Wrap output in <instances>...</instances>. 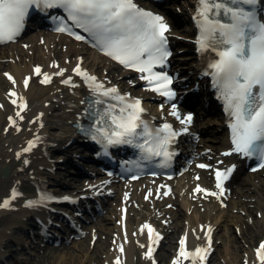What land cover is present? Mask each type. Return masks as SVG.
Masks as SVG:
<instances>
[{
    "label": "bare ground",
    "instance_id": "1",
    "mask_svg": "<svg viewBox=\"0 0 264 264\" xmlns=\"http://www.w3.org/2000/svg\"><path fill=\"white\" fill-rule=\"evenodd\" d=\"M136 1L141 7L163 14L170 23L168 36L172 44V57L168 70L177 77L176 82L181 90V96L173 103L179 104L184 114L194 109L198 111L197 114L193 112L195 116L190 132L182 134L174 146L178 149L175 157L180 167L171 179L158 175L133 179L129 171L125 173L128 176L121 174L122 169L128 170L129 167L128 163L123 165L124 154L128 149L126 147L113 148L111 156L115 164H99L96 155L101 151V146L80 134L78 126L79 113L87 106L81 101L91 97L86 83L71 71L81 56L84 57L83 66L100 79L106 80L109 86L117 85L122 93L130 92L132 97H142L145 113L155 125L164 123L165 119L176 129L181 128L182 124L171 115L172 103L149 88L148 82L141 78V73L121 67L88 42L56 31L48 22V16H37L38 22L16 40L0 42V105H3L0 107V139L3 141V147L0 148V201L11 195L14 186L23 193L14 202L16 207L0 208V261L7 257L4 250L10 243L24 250L33 248L34 251L52 244L71 243L75 252L84 251L85 241L76 239L78 232H81L96 240L93 252L104 254L103 264H115L117 256L121 257V264H134L136 252L140 253L141 264H157L158 256H161V262L173 264L184 234H188L189 249L194 250L207 243L206 228L202 230L200 226L211 224L215 230L208 264L213 263L214 251L220 242L224 243L221 264H245L246 260L258 264L256 249L264 241V215H261L264 213V169L256 168L252 160L237 153L224 155L226 149L232 147L231 133L211 100L213 94L209 93V84L203 74L207 59L215 54L210 50L205 53L196 50L197 26L192 14L197 0H179L177 5L169 7H154L148 0ZM26 34H29L28 38L22 40ZM55 61L69 69L65 75H72L76 79L78 86L75 89L61 83L60 77H55L52 84L44 85L35 76L25 89L23 80L29 73H34L36 65H43L45 70L54 72L57 71L53 66ZM6 74H11L16 82L13 83ZM133 81L136 83L133 84ZM14 88L29 103V107L22 113L25 119L19 121L22 125L20 131L9 120V117L18 119V105L12 103L15 98L10 95V90ZM161 104H164L163 109ZM41 112L44 113L42 118L39 116ZM34 119L36 123L31 122ZM41 119L44 122L43 128L39 123ZM84 122L87 123V120ZM35 135H40L42 141L31 153L25 154L31 163L24 165L17 159V152ZM209 149L210 153L207 151ZM52 155L55 157L51 160ZM85 158L96 164L97 169L89 166V170L83 171L87 167L84 164ZM217 160L223 163L217 165ZM200 163L222 168L237 165L225 182L229 189L224 197L227 207L215 196L205 198L202 193L195 192L198 184L208 188L216 187L214 168H200ZM65 165L72 166L75 169L72 176L79 179V187L74 191H66L72 187L69 182L64 183L53 176L48 177L54 181L47 180L48 174L51 175ZM254 168L255 171L252 170ZM93 185L97 186L95 190L91 187ZM169 185L172 188L171 195L167 194ZM82 187L85 192L78 193L80 191L77 190ZM25 188L31 189L32 193L24 192ZM42 188L59 197L67 195L74 199L54 202L38 209L27 207L26 200L37 198ZM150 193L151 199L148 198ZM106 196L105 202L101 201ZM113 197L118 198L117 205L111 204L110 199ZM126 203L131 206L127 213L123 209ZM65 207L76 210H61ZM145 209H150L149 213ZM104 211L108 215L102 214ZM135 211L139 212L138 215ZM132 213L137 216L135 226L132 225ZM61 214L66 216L68 223L74 224V227H68L70 229L66 231L65 239H61L62 236L55 232L57 223H53L55 218H52L56 215L58 221H61ZM77 219L86 220L91 226L81 228ZM31 220L36 222L38 233L29 232L28 224ZM146 223L153 224L163 234L154 252L155 261L144 256L149 240L147 230L142 232L141 228ZM15 231L27 238L16 237ZM103 234L106 236L103 237L104 241L101 240ZM36 238L38 240L35 241ZM174 241L176 245L172 247ZM33 243L35 246H32ZM120 243L125 246L124 253L119 252ZM67 250V247L64 248L65 254ZM161 251L162 254H158ZM84 252L81 255L71 253L69 257H64L65 262L62 264H76L74 261L77 259L80 260L79 264H87L92 260V255L89 250ZM169 252L171 256L167 255ZM30 255L39 256L37 252ZM31 261L26 259L24 264ZM184 264H192L191 258L184 261Z\"/></svg>",
    "mask_w": 264,
    "mask_h": 264
},
{
    "label": "snow or ice",
    "instance_id": "2",
    "mask_svg": "<svg viewBox=\"0 0 264 264\" xmlns=\"http://www.w3.org/2000/svg\"><path fill=\"white\" fill-rule=\"evenodd\" d=\"M32 8L42 13H48L51 9L62 10L63 15H48L56 31L94 44L127 68L138 70L141 78L148 82V87L167 97L169 102L176 100L177 92L172 87L173 75L168 71L157 70L158 66H167L168 58L172 55L168 36L171 25L163 14L141 7L136 0H0V42L14 41L23 33ZM192 19L197 26L196 50L200 53L210 50L215 54L207 59L204 72L210 77L211 87L223 102L228 117L232 147L226 149L224 155L237 153L244 158H258L257 167L264 169V0H197ZM83 62L84 57H79L78 63L71 69L86 83L92 97L91 100L81 101L87 106L79 113V130L101 146L97 155L111 156L114 146L130 145L141 153L139 160L131 162L135 167H146L142 161L154 162L163 168L171 167L178 154V149L172 145L178 142L182 134L190 132L195 114H184L179 104L172 103L171 115L180 120L182 127L176 129L166 119L164 123L154 125L143 115L146 109L142 97H132L130 92L122 93L117 85L109 86L106 80L85 68ZM53 66L57 71L49 72L43 65H36L34 73H29L23 80L25 89L29 87L33 76L44 85L52 84L55 77H60L64 85L73 89L78 86L72 75H65L69 72L68 68L61 67L59 61H55ZM6 75L13 83L16 82L11 74ZM10 95L15 98L12 103L18 105V119L9 117V120L20 131L22 125L19 121L25 119L22 113L29 103L15 88L10 90ZM160 107L163 109L164 104ZM39 116L42 118L44 113H39ZM31 122L36 123L37 120ZM39 123L43 128L42 119ZM41 141L40 135L27 140L26 146L17 152V159L24 165L30 164L25 154L31 153ZM207 151L211 152L210 149ZM222 163L216 161L217 165ZM199 167L214 168L216 187L198 184L195 192L202 193L205 198L215 196L227 207L224 197L229 189L225 182L237 165L222 168L200 163ZM152 174L158 175L155 172ZM132 178L138 179V176L134 174ZM196 178L199 180V175ZM91 187L95 190L97 186ZM167 194H172L170 185L167 186ZM22 195L18 187L14 186L11 195L0 201V208L16 207L14 202ZM148 198L151 199V193ZM73 199L67 195L59 197L42 188L37 198H29L25 203L27 207L38 209L54 202ZM200 228H206L207 243L191 250L187 245L188 234L185 233L173 264H184L189 258L192 264H208L215 229L211 224L201 225ZM144 229L149 240L144 256L155 261L154 252L163 234L151 223L144 224L141 231ZM119 252H125L123 243L119 244ZM256 256L258 264H264V241L257 247ZM115 264H121L120 256L115 258ZM245 264L257 262L246 260Z\"/></svg>",
    "mask_w": 264,
    "mask_h": 264
},
{
    "label": "rangeland",
    "instance_id": "3",
    "mask_svg": "<svg viewBox=\"0 0 264 264\" xmlns=\"http://www.w3.org/2000/svg\"><path fill=\"white\" fill-rule=\"evenodd\" d=\"M180 6V5H179ZM181 26H184V23H181ZM29 34H26L22 40H26L28 38ZM3 147V141L2 139H0V148ZM54 155H52L51 157V160L54 159ZM87 168H89V166H87ZM95 168V167H94ZM93 169V167H92ZM75 172V169H73L71 166H60L59 169H57L54 173H52L51 175H47V180L48 181H54L52 178L48 177V176H53L55 178H59L62 180V182H69L71 184V188L67 189L66 191H74L76 190L77 187H79L78 185V182L77 180L79 181L78 178H76V176H72V173ZM84 179H87L89 180V178H84ZM77 191H80L78 193H83L85 192L84 191V187H82L81 190H77ZM76 191V192H77ZM24 192L26 193H32L31 189H28V188H25L24 189ZM107 199V196L106 197H102L101 198V201L105 202V200ZM109 199V198H108ZM110 202L111 204H116L117 205V202H118V198L116 197H113L112 199H110ZM140 204V203H139ZM132 205V204H131ZM138 205V204H137ZM139 206V205H138ZM104 208V207H103ZM131 208V206L129 204H125L124 206V212L127 213V211ZM126 209V211H125ZM134 209V208H133ZM61 210H65V211H69V212H74L76 209L72 210L68 207H65V209H61ZM149 210L150 209H145V212L146 213H149ZM136 215H138V211H135ZM134 213V214H135ZM102 214H105V215H108V212L107 211H104V213ZM136 215L133 216V213L131 214V217L133 218V221H132V225L135 226L137 224V221H136ZM56 215H53L52 218L55 220H53L54 223H57V226L59 225V227H56L54 230L55 232H58L62 237H60L61 239H65V233L67 230H69L70 228H68V226L65 225L66 220H61V221H58V219L55 217ZM60 216H64V214H61ZM170 217H172V215H170ZM78 220V219H77ZM79 223L78 225L81 227V228H85V227H90L91 224H88L86 223V220L85 222L82 221V220H78ZM32 223V224H31ZM74 225V224H73ZM28 229H29V232L35 234V233H38L39 231L36 229V222L31 220V222H29L28 224ZM27 229V230H28ZM172 231V230H171ZM170 232V230H169ZM177 233V232H176ZM115 234V233H114ZM113 234V235H114ZM16 237H20V238H23V239H26L27 236L23 235L21 232L19 231H15V234H14ZM176 236V234H175ZM103 237H106L104 234L102 235V239L104 241V238ZM178 237V233H177V236ZM77 241H85V248H84V251L85 250H89V252L91 253L92 255V260L89 261L87 264H103V260H104V254L102 252H93V246H95V243L96 240H94L92 238L91 235H84L82 234L81 232H78V237L76 238ZM38 240L37 238L35 239V241ZM95 241V242H94ZM222 241V240H220ZM224 244V243H223ZM221 242L219 243L218 246H216V249L214 251L215 253V257H214V261L212 264H221L222 261H223V250H224V245H223ZM109 245V244H108ZM106 245V247L108 246ZM176 245V241H174L173 243V246L172 247H175ZM32 246H35V244L33 243ZM68 248V253H64V248ZM163 248V246L161 247V249ZM6 251V256L7 257H4L2 258V260L0 261V264H17L20 262V264H24V261L26 259H30L32 260L31 262H28L27 264H62L64 263V257H69V255L73 252L74 254L76 255H81L82 253H86L84 251L81 250L80 251H77L75 252V250L72 249V245L71 243L70 244H52V245H48L47 247H44L42 249H37V251H34L33 248H28L27 250L24 248H20V247H17L16 245L14 244H11L10 243V246L4 250ZM92 251V252H91ZM38 253V257L37 256H33V255H30V253ZM158 254H162V251ZM168 256L170 254H167ZM77 258V257H76ZM141 257H140V253L136 252L135 254V257H134V264H141ZM161 256H158L157 257V262L158 264H167V263H164V262H161ZM79 259L75 260L74 263L76 264H79Z\"/></svg>",
    "mask_w": 264,
    "mask_h": 264
},
{
    "label": "water",
    "instance_id": "4",
    "mask_svg": "<svg viewBox=\"0 0 264 264\" xmlns=\"http://www.w3.org/2000/svg\"><path fill=\"white\" fill-rule=\"evenodd\" d=\"M3 172H4V174H6V170H4Z\"/></svg>",
    "mask_w": 264,
    "mask_h": 264
}]
</instances>
